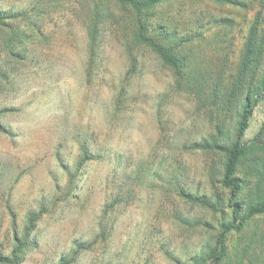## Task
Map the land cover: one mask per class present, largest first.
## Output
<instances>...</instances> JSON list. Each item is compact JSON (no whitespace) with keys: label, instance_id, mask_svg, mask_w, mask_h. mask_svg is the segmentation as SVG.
Returning a JSON list of instances; mask_svg holds the SVG:
<instances>
[{"label":"rangeland","instance_id":"374dc122","mask_svg":"<svg viewBox=\"0 0 264 264\" xmlns=\"http://www.w3.org/2000/svg\"><path fill=\"white\" fill-rule=\"evenodd\" d=\"M257 12L243 91L264 62V0L153 8L148 32L176 49L178 71L131 43L132 16L111 2L0 0V27L26 32L0 68V264H205L227 191L221 155L192 143L232 134L229 90ZM263 121L264 98L244 138ZM227 243L222 264H264V214Z\"/></svg>","mask_w":264,"mask_h":264},{"label":"trees","instance_id":"16d2710c","mask_svg":"<svg viewBox=\"0 0 264 264\" xmlns=\"http://www.w3.org/2000/svg\"><path fill=\"white\" fill-rule=\"evenodd\" d=\"M163 1L165 0H99L103 4L111 2L132 16L131 43L133 45L148 48L163 63L174 71H178L182 59L176 49L173 46L157 41L148 32L147 19L150 16V12ZM212 1L230 3L232 0ZM5 17L3 14L0 15V23ZM260 23V12H257L249 26L239 68L230 86L229 101L234 99L237 103L235 110L236 119L232 134L229 138L224 139L223 130L217 126L206 137L192 143L194 148L221 155L222 164L218 182L227 191L228 221L219 225L214 236V244L208 249L203 258L205 264H222L229 256L228 236L231 233L241 232L254 216L264 214V121L253 137L250 139L244 138L253 109L264 98V62L261 65L260 72L253 77L245 90H242L243 81L249 69L252 66H257L260 62V59L256 58L257 52H260L261 48ZM6 27L9 30L5 31L0 27V39L2 42L0 68L4 65L3 58L5 57L3 55L20 57L23 50L19 48V44H21L26 34V32L12 29L10 26ZM241 166L249 168L248 173L252 175L253 179L244 177L246 176L244 172L239 170ZM190 198L193 201H198L214 210H218L213 203L207 200L205 195H191Z\"/></svg>","mask_w":264,"mask_h":264}]
</instances>
